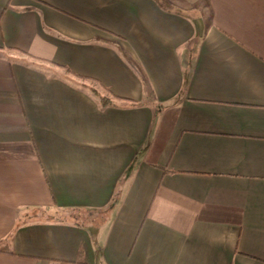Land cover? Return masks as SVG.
Returning <instances> with one entry per match:
<instances>
[{
  "label": "crops",
  "instance_id": "1",
  "mask_svg": "<svg viewBox=\"0 0 264 264\" xmlns=\"http://www.w3.org/2000/svg\"><path fill=\"white\" fill-rule=\"evenodd\" d=\"M0 264H264V0H0Z\"/></svg>",
  "mask_w": 264,
  "mask_h": 264
},
{
  "label": "trees",
  "instance_id": "2",
  "mask_svg": "<svg viewBox=\"0 0 264 264\" xmlns=\"http://www.w3.org/2000/svg\"><path fill=\"white\" fill-rule=\"evenodd\" d=\"M119 51L124 59L132 66V68L136 71V73L141 78L144 88H145V97L142 101H136L130 98L120 97L115 95L107 86H105L102 82L97 79L82 76L75 74L70 69L66 68L67 72L70 73L72 76H65L67 82L72 84L73 86L86 91L90 96H92L102 109L107 107H119V108H132L142 106L144 104L155 106L156 108L160 107V104L155 96V93L146 77L144 72L137 66L130 56L126 54L123 48L120 46ZM118 197L114 198V202H117ZM62 210L64 213L68 210ZM70 211L73 212V215L68 218L75 219V214L79 211L78 209H71Z\"/></svg>",
  "mask_w": 264,
  "mask_h": 264
},
{
  "label": "rangeland",
  "instance_id": "3",
  "mask_svg": "<svg viewBox=\"0 0 264 264\" xmlns=\"http://www.w3.org/2000/svg\"><path fill=\"white\" fill-rule=\"evenodd\" d=\"M65 212L66 213H64L62 210L61 211L60 210H57L55 217H58V218H68V217H70V216L73 215V212L70 211V210L65 211ZM100 214H103V211H98L97 212V215H100ZM79 215H80L79 213H76L75 217H82L84 219V216H79ZM86 215L88 216V214H86Z\"/></svg>",
  "mask_w": 264,
  "mask_h": 264
}]
</instances>
